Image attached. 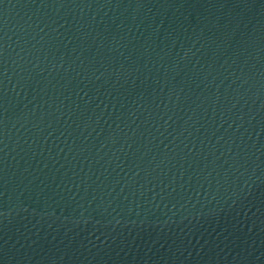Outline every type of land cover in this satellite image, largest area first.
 I'll list each match as a JSON object with an SVG mask.
<instances>
[{"label":"water","instance_id":"obj_1","mask_svg":"<svg viewBox=\"0 0 264 264\" xmlns=\"http://www.w3.org/2000/svg\"><path fill=\"white\" fill-rule=\"evenodd\" d=\"M238 0H0V264H163Z\"/></svg>","mask_w":264,"mask_h":264}]
</instances>
